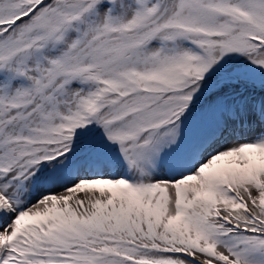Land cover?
Instances as JSON below:
<instances>
[{"label":"snow or ice","instance_id":"6c2138e0","mask_svg":"<svg viewBox=\"0 0 264 264\" xmlns=\"http://www.w3.org/2000/svg\"><path fill=\"white\" fill-rule=\"evenodd\" d=\"M0 264H264V0H0Z\"/></svg>","mask_w":264,"mask_h":264}]
</instances>
